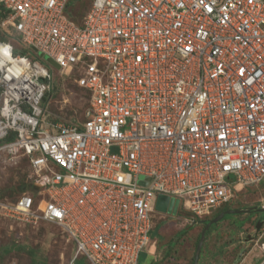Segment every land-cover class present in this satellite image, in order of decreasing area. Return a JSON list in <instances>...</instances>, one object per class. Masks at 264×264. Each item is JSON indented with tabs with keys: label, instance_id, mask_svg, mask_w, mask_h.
<instances>
[{
	"label": "built area",
	"instance_id": "1",
	"mask_svg": "<svg viewBox=\"0 0 264 264\" xmlns=\"http://www.w3.org/2000/svg\"><path fill=\"white\" fill-rule=\"evenodd\" d=\"M0 31V157L29 169L0 213L59 226L70 264H137L160 194L195 223L264 178V0H0Z\"/></svg>",
	"mask_w": 264,
	"mask_h": 264
},
{
	"label": "rangeland",
	"instance_id": "2",
	"mask_svg": "<svg viewBox=\"0 0 264 264\" xmlns=\"http://www.w3.org/2000/svg\"><path fill=\"white\" fill-rule=\"evenodd\" d=\"M4 38L0 31V39ZM6 38L17 44L15 36ZM49 62L50 58L45 56L42 63L49 66ZM54 74L59 83L48 103L50 112L56 118H80L87 104L86 93L65 76H58L56 71ZM28 173L26 157H0V202L13 201L28 188ZM223 208L239 212H226L213 222L205 235L197 264H256L264 240L263 224L256 228V221L264 218V178L256 186L240 188L227 206L212 210L204 219H212ZM156 215L150 231L152 257L144 250L137 264H191L204 223L200 219L194 225L180 218L159 220L158 212ZM72 253V242L59 226L47 222L24 225L0 213V264H70Z\"/></svg>",
	"mask_w": 264,
	"mask_h": 264
},
{
	"label": "water",
	"instance_id": "3",
	"mask_svg": "<svg viewBox=\"0 0 264 264\" xmlns=\"http://www.w3.org/2000/svg\"><path fill=\"white\" fill-rule=\"evenodd\" d=\"M177 205H178V200L177 199H173L167 195L164 194H160L158 195L157 199H156V203H155V208L161 211H165L167 213L172 212L173 214L176 213L177 210ZM250 210V209H249ZM248 210V211H249ZM264 210V208L262 209ZM229 213V212H239L238 210H226L223 211L221 213H219L216 217L210 219L204 226V228L200 231V235H199V239L197 241L196 247H195V251H194V255H193V261L192 264H197V260L199 257V253L201 250V246L203 244L204 238H205V230L208 229V227L210 226L211 223L216 222L217 220H219L221 217H223L224 213ZM260 221L256 222V228L259 226Z\"/></svg>",
	"mask_w": 264,
	"mask_h": 264
},
{
	"label": "trees",
	"instance_id": "4",
	"mask_svg": "<svg viewBox=\"0 0 264 264\" xmlns=\"http://www.w3.org/2000/svg\"><path fill=\"white\" fill-rule=\"evenodd\" d=\"M71 4H72V2H71ZM73 5V4H72ZM78 6V5H77ZM76 6V7H77ZM81 6H82V9H84L85 8V4L84 3H81ZM73 13H74V16H77L78 14H77V10L75 9V8H73ZM79 17V16H78ZM224 209H226V208H223V209H221L219 212H221V211H223ZM218 212V213H219ZM217 213V214H218ZM216 214V215H217ZM167 218L165 217V218H161V220H166ZM203 223H204V226H205V224L209 221V219H200ZM213 223H211L210 224V226L212 225ZM190 225H188V226H186L185 227V229H187L188 227H189ZM210 226L208 227V229H206L205 230V235L207 234V232H208V230L210 229ZM184 231H182V232H179V234L178 235H180L181 233H183ZM177 235V236H178ZM200 235V234H199ZM152 240V239H151ZM174 242V240L172 241V243ZM169 243H170V241H169ZM170 245H171V243H170ZM194 255V254H193ZM192 260H193V257H192ZM86 260H85V258H83V257H79V258H76L75 260H74V263L73 264H86ZM192 264V263H191Z\"/></svg>",
	"mask_w": 264,
	"mask_h": 264
},
{
	"label": "clouds",
	"instance_id": "5",
	"mask_svg": "<svg viewBox=\"0 0 264 264\" xmlns=\"http://www.w3.org/2000/svg\"><path fill=\"white\" fill-rule=\"evenodd\" d=\"M79 5L81 6V2H79L78 6H79ZM79 9H82V6L79 7ZM77 16H78V15H77ZM5 39H6V38H4V39H0V40H5ZM14 45H16V44H14ZM21 52H23V51H21ZM254 186H256V185H254ZM228 204H229V203H228ZM224 206H227V204L224 205ZM234 208H235V207H234ZM232 209H233V208H232ZM235 209H236V208H235ZM226 210H228V209H226ZM226 210L224 209V211H226ZM219 211H220V210H219ZM219 211H218V212H219ZM218 212H217V213H218ZM221 212H223V211H221ZM221 212H219V213H221ZM176 213H177V211H176ZM176 213L173 214L172 212H170V214H168V215H167L168 217H166V218H173V219L180 218V219H182L181 217H177V216H175ZM219 213H218V214H219ZM171 214H173L175 217L171 216ZM218 214H217V215H218ZM217 215L215 214L214 217H216ZM178 216H180V215L178 214ZM214 217H213V218H214ZM263 219H264V218H263ZM263 219H262V220H257V221H260L259 225H261ZM209 220H210V219H209ZM182 221H184V220L182 219ZM217 221H218V220H217ZM217 221H216V222H217ZM257 221H256V222H257ZM196 222H197V221H196ZM191 224H194V223H191ZM258 227H259V226H258ZM260 245H261V244H260Z\"/></svg>",
	"mask_w": 264,
	"mask_h": 264
},
{
	"label": "crops",
	"instance_id": "6",
	"mask_svg": "<svg viewBox=\"0 0 264 264\" xmlns=\"http://www.w3.org/2000/svg\"><path fill=\"white\" fill-rule=\"evenodd\" d=\"M172 220V219H171ZM194 225V224H193ZM264 241V240H263ZM143 252V251H142ZM141 252V253H142ZM152 252H153V242L150 241V243L148 244L147 246V249H146V254H148V256H151L152 257ZM140 255V254H139Z\"/></svg>",
	"mask_w": 264,
	"mask_h": 264
},
{
	"label": "flooded vegetation",
	"instance_id": "7",
	"mask_svg": "<svg viewBox=\"0 0 264 264\" xmlns=\"http://www.w3.org/2000/svg\"><path fill=\"white\" fill-rule=\"evenodd\" d=\"M226 210V209H225ZM224 211V210H223Z\"/></svg>",
	"mask_w": 264,
	"mask_h": 264
}]
</instances>
